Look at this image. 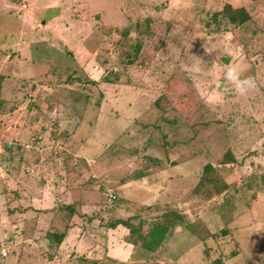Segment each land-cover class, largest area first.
<instances>
[{
    "label": "rangeland",
    "instance_id": "rangeland-1",
    "mask_svg": "<svg viewBox=\"0 0 264 264\" xmlns=\"http://www.w3.org/2000/svg\"><path fill=\"white\" fill-rule=\"evenodd\" d=\"M2 1L19 3L13 12L43 7L38 0ZM226 3L246 8L251 20L235 25L215 15ZM55 4L37 18L62 14L59 26L37 21L29 28L47 39L48 88L36 94L4 81L11 68L0 59V137L14 145L17 133L23 148L20 158L0 155V264L53 256L57 264H264V0ZM3 13L0 33L8 35L15 21ZM76 27L64 43L53 36ZM1 49L9 59L15 54L14 46ZM200 61L204 69L193 74L190 66ZM227 63L255 80L247 95L227 84L217 89ZM207 163L210 176L228 185L219 195L212 183H199ZM39 196L36 205L56 209L54 219L43 222L29 211L30 198ZM66 203L76 213L62 211ZM174 211L193 233L183 223L164 226L162 215ZM119 218L129 219L133 232L109 227ZM53 220L79 225L86 249L75 251L72 242L59 248L66 225L50 227ZM158 231L163 245L144 251L142 236ZM47 233L63 238L56 244Z\"/></svg>",
    "mask_w": 264,
    "mask_h": 264
},
{
    "label": "crops",
    "instance_id": "crops-1",
    "mask_svg": "<svg viewBox=\"0 0 264 264\" xmlns=\"http://www.w3.org/2000/svg\"><path fill=\"white\" fill-rule=\"evenodd\" d=\"M38 1H41V3L43 4V7H40V8L39 7H37V8L36 7L28 8L27 11H21L19 9L20 11L13 12V11H11L12 8H15V7L19 8V5H20L19 3L15 4L13 2L9 3V2L0 0V15H1V13L4 12L3 15L9 16L8 18H11L12 22L15 21L14 22V24H15L14 28L11 29L12 31L10 30L11 32H9L8 35H6V32H7L6 30H4L5 32H1L0 33V37H2V41H0V43H1L0 44V59L3 60L4 63H6V66L8 67V69H9V67L11 68L10 69V74L6 73L8 75L5 76L4 81L5 80L10 81L11 83H13V86H19V87H22V85H30V90H32V91L35 90L34 92L35 93L37 92L36 94H38V92L41 91V87L43 89L44 88L45 89L48 88L46 86L47 81H48V79L46 80V76H47V74H46L47 70L46 69L50 65V61H49L50 56L46 54L47 51L45 50V48H43L47 44V39L43 38V37H40V36L38 37L37 34H33V33L30 34L29 33V28H30V30H33L32 27L34 25H36L37 21H39L42 24L41 28H46V27L48 28L49 25H52L54 23L55 24L56 23L57 24L60 23L59 18L62 15V14L61 15L56 14V15L50 16L49 19H45V18L38 19L37 18L38 15L39 16H40V14L44 15V12H43L44 10L46 11V10H50V9H53V8L56 7V4H55L56 0H38ZM11 5H13V7H11ZM9 10H10V12H9ZM8 18H7V20H8ZM58 26H59V24H58ZM53 31H56V29H53ZM61 31H62V29L59 30V34H61ZM75 32L76 33L78 32V28L77 27L75 29L72 28V30H66L64 32V33H66L65 37L64 36H60L58 33H54V32H53L54 33L53 36H55V38H56V36H59L61 39L58 37L59 38L58 40L62 41L64 43L65 41H63V40H65L66 36L72 37L74 39L75 38ZM45 33L46 32L44 31V34ZM47 34H48V32H47ZM45 36H46V34H45ZM23 38H29V39L27 41H25V42H22L24 40ZM37 45L39 47H42V48L41 49H39V48L37 49L36 48ZM3 46H6L8 48L11 47V46H14L15 54H13L11 59H9L11 54L4 55L1 52L3 50V49H1V47L3 48ZM49 49H50V47L47 48V50H49ZM51 51L52 52H59V50L54 49V47H51ZM5 57H7V58H5ZM0 87H1V84H0ZM16 90H17L16 87H14V91H16ZM19 128L20 127H18V129ZM43 131L46 132L48 130L46 128H44L43 130L39 129V133H41ZM15 136L16 137L12 138V139H14L13 141L15 142L14 143L15 146H19L20 147V149L17 150V152H18L17 154H19L18 158H20L21 156H20L19 152L23 150V148L21 147L22 143H19V141L17 140L18 139L17 133H16ZM74 136L75 137L78 136L77 132H74V133L71 134L70 138L72 139L71 142H73V143L75 141L74 140ZM79 143H81V142H79ZM79 143L76 142L77 146H75V147L78 148L81 145ZM77 148H75V149H77ZM81 148H82V146H81ZM74 153H77V151L74 150V149L73 150L71 149L70 154H74ZM82 164L87 165L84 162ZM82 164L80 163V165H82ZM73 168H75V166H72V169ZM79 174H80V172H79ZM146 174L147 173H145V175H141L139 173L136 176H140L141 175L140 178H143L144 176H146ZM54 177H55L56 181L59 180L58 177H56V176H54ZM57 178H58V180H57ZM135 180L136 181L139 180V177H137V179H131L130 184L135 182ZM53 183H55V181H53ZM53 185L55 187V184H53ZM47 187L49 188V183L47 184ZM47 190H48V192L50 194L54 192V191L52 192L50 189H47ZM57 192H58V190L56 189L54 194H56L58 196V194H60V191H59V193H57ZM51 198H52L53 202H56L57 198H55V197H51ZM41 199L42 198H40V196L39 197L30 198L29 201L31 202L30 206L32 208H30L29 211L30 212H34L36 215H38L39 220L43 221V222L45 221V218L43 216H45L47 219H50V220L52 219V217L54 219V217L56 216L54 214L56 209H54L53 211H51V210L46 211L45 207H43L41 205H36V202L40 203ZM67 204H70V203H66V205H64V207L61 210L62 211L63 210L64 211L65 210H68V211L70 210L71 213H73V214L76 213L75 210H73V206H70V205H67ZM67 206H69V207H67ZM39 209H40V211H37ZM74 218L75 217H73V219ZM39 220H38V223H39V228H40V227H43L45 224L39 222ZM54 222L55 223H51L50 222L51 224L49 226L50 227L51 226L52 227L53 226L54 227H60L62 223L67 226V228H66V226L64 228L65 229L64 230L65 231V236H64V239H63L64 241H63V243L61 242L59 248H63V246H67V245L69 246L70 243L72 242L71 246L75 247V251L82 252L83 250L86 249L84 247L82 239L80 238V235H78L79 233L76 231V230H78V226L79 225L75 224L74 221L63 222L61 220L60 224L58 222H56V221H54ZM187 222L190 223L189 220ZM19 224H20V226H22V222L21 223L19 222ZM49 226L47 228H48V230L50 232H52L54 229L50 228ZM34 227L35 226L31 227L32 228L31 232L38 231L37 230L38 226L35 228L36 230L34 229ZM155 233H160V231L155 232ZM190 238H192V237H190ZM141 240H142V244H143L144 238L142 237ZM162 245H163V241L153 251H156L159 248V246H162ZM142 249L144 251L149 252L144 246H142ZM62 250L59 249V250H57V252H60ZM54 251H56V249ZM153 251H150V253H152ZM106 255H108V254L106 253ZM30 256H32V255H30ZM53 257L47 258L46 261H44L43 258H41V259L38 260V262L36 264H57V259H56L57 256H53ZM35 258L36 257H34L32 259H35ZM128 258H130V257H128ZM130 262H132V261L130 260Z\"/></svg>",
    "mask_w": 264,
    "mask_h": 264
},
{
    "label": "trees",
    "instance_id": "trees-1",
    "mask_svg": "<svg viewBox=\"0 0 264 264\" xmlns=\"http://www.w3.org/2000/svg\"><path fill=\"white\" fill-rule=\"evenodd\" d=\"M218 14H220L223 18H225L231 24H235V25H244L247 21L251 20V15L246 8L244 7L235 8L231 4H228V3H226L223 6L221 11H218L217 13H215V15H218ZM131 62L132 61H129V63ZM103 80L108 81V78L104 77ZM0 103H1V99H0ZM19 149H20L19 146H15V144L12 145L6 151L7 156L8 154L14 155L15 153H18L17 150ZM226 157H230V159L228 158L227 160L229 161H225V162H230L233 160L232 155L228 153L226 154ZM213 170H214V167L210 163L205 164L203 166V172H202V176H201L199 183L200 184H205V182L212 183V193L219 195L228 187V185L224 183L222 180H220L218 177H214V175L210 176ZM212 193L206 196V198L209 199L210 197H212ZM162 218H163V224L166 228L172 227L178 223H183L185 224L189 232H192V233L194 232V230L191 228L190 223L185 221V219L180 213H177L175 211L167 212L162 215ZM119 224L127 227L130 230V232H133L134 230V225L130 222L129 219H123V218L114 219L108 225L109 227L114 228ZM47 235L48 237H51L52 241L56 244L60 243V241L63 238L62 233H47ZM142 237L143 238L145 237L143 246L150 252V251L155 250V248L161 244V242L165 238V233L163 231H160V233H150L148 234V236L143 235Z\"/></svg>",
    "mask_w": 264,
    "mask_h": 264
},
{
    "label": "clouds",
    "instance_id": "clouds-1",
    "mask_svg": "<svg viewBox=\"0 0 264 264\" xmlns=\"http://www.w3.org/2000/svg\"><path fill=\"white\" fill-rule=\"evenodd\" d=\"M204 68L200 63H193L190 66V71L193 74H200ZM242 69L236 65L227 63L224 65L221 80L217 82V89H221L225 84L231 86V90L235 95L245 96L255 87V80L252 77L241 75Z\"/></svg>",
    "mask_w": 264,
    "mask_h": 264
},
{
    "label": "built area",
    "instance_id": "built-area-1",
    "mask_svg": "<svg viewBox=\"0 0 264 264\" xmlns=\"http://www.w3.org/2000/svg\"><path fill=\"white\" fill-rule=\"evenodd\" d=\"M12 145H13V143L11 141L4 140V139H2L0 137V155L5 153L7 151V149L9 147H11ZM114 197H115L114 194L110 193L108 198L110 200H112V199H114ZM5 249H6L5 247H1L0 248V254L1 255H5L6 254V250Z\"/></svg>",
    "mask_w": 264,
    "mask_h": 264
}]
</instances>
